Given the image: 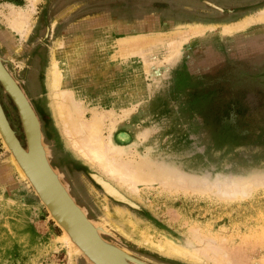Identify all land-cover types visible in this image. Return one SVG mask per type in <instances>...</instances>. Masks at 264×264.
Instances as JSON below:
<instances>
[{
  "label": "rangeland",
  "instance_id": "1",
  "mask_svg": "<svg viewBox=\"0 0 264 264\" xmlns=\"http://www.w3.org/2000/svg\"><path fill=\"white\" fill-rule=\"evenodd\" d=\"M30 5V0H0V57L39 119L51 165L61 173L62 182L87 217L107 229L101 236L140 262L131 264H213L160 250L141 234L146 231L157 241L162 235L181 241L193 226H201L210 235H226L233 246L250 243L257 248L254 256L264 257V185L235 200L211 192H170L157 186L129 193L68 148L49 105L47 85L51 50L59 38L70 46V62L80 61L72 44L81 34L79 26L84 29L96 17L109 20L82 33L105 39L118 19L146 18L153 22L151 29L168 32L179 22L223 24L258 15L264 0H39L31 11L30 32L25 38L14 36L4 15L15 16L10 6L31 10ZM259 24L231 37L209 32L202 40L191 41L167 78L169 63L164 54L158 57L162 66H156L154 76L127 62L111 63V72L106 74L107 67L98 70L89 60L81 72L68 74L74 76L70 87L87 97L89 106L93 102L103 107L115 104L120 110L137 104L135 98L144 101L139 109L145 110L152 123L172 114L173 120L159 139L165 151L187 164L191 174L202 172L210 181L221 174L227 179L264 178V22ZM107 54L103 59L109 61ZM150 84L156 86L152 96ZM0 103L26 146L19 112L1 82ZM147 122L139 120L137 126L144 128ZM129 124L120 127L118 135L131 138ZM0 154V264H89L64 242L62 229L22 179L1 139ZM215 165L225 172L214 174ZM247 172L258 174L249 177Z\"/></svg>",
  "mask_w": 264,
  "mask_h": 264
},
{
  "label": "bare ground",
  "instance_id": "2",
  "mask_svg": "<svg viewBox=\"0 0 264 264\" xmlns=\"http://www.w3.org/2000/svg\"><path fill=\"white\" fill-rule=\"evenodd\" d=\"M30 2L31 10H17L10 6V11L15 16L4 15L3 17L13 30L14 36L25 38L30 32L33 23L32 12L36 10L39 0H30ZM256 15H248L223 24L205 23L198 20L179 22L168 32H157L158 29H151L153 22L146 18L135 19L132 22L125 20L126 18L124 21L118 19L114 21L115 27L108 30L109 37L105 39H102V36H87L86 38V36L77 35L72 47L78 49L82 57H78L80 60L78 62H70L72 56L69 51L70 46H67L64 38H59L60 40L58 39L56 46L51 50L47 69V85L49 105L68 148L91 167L98 168L108 178L127 189L129 193H139L144 186H157L170 192H211L218 198L235 200L247 197L254 187L264 185V178L251 179L232 176L227 179L221 174L225 170L222 171L219 165L214 166L213 173L221 174L220 178L213 181L208 180L199 171L195 172V175L191 174L186 169L187 164L180 162L176 154L165 151L159 139L165 133V126L173 120L172 114H164L159 123H152L145 110L140 111L139 109L144 101H139L137 98L134 101V103L138 101L137 104L129 108L121 107L120 110L114 107L117 106L115 104L111 107H103L93 102L89 106L87 97L82 96L81 92L74 88L75 86L70 87L69 80L74 76L71 78L68 75L81 72L82 65L90 60V63L95 64L98 70L107 67L104 71H107L106 74L111 72L110 68L108 69L113 66L111 63L117 62L119 65L127 62V65L133 64V67L136 65L149 76H154L156 66H162L158 57L164 54L169 63L165 75L167 78L172 71L171 68L178 61L177 59L183 56L186 44L196 39L202 40L209 32L219 34L221 37L236 35L252 27L253 24L264 22V9ZM95 19L92 22L89 21L90 23H85L84 27L93 28L109 20L108 18L101 19V17ZM78 29L81 31L83 27L79 26ZM60 47H64V50H59ZM104 53H108L107 56L111 57V59L108 57L109 61L103 59ZM138 61L141 64L136 63ZM0 75L2 77L1 71ZM155 89L156 86L150 84L148 93L152 96ZM27 100L29 106L32 107L29 99ZM22 112L28 117L26 110ZM143 119L148 122L144 128H139L137 121ZM129 121L131 124L127 126H131L132 137L126 138V135H118L120 127ZM247 174L253 177L258 173L253 176L248 172ZM109 212L106 213L107 216H110ZM129 223L138 228L133 220ZM141 234L146 242L182 258L213 264H264L263 256L259 260L254 256L256 246L250 247V243L245 244L244 242L233 246L230 244V237L218 233L210 235L201 226H193L190 235L182 237L181 241L166 235H162V240L160 238V241H157V239H152L146 231ZM64 236L65 240H63L68 244L66 234Z\"/></svg>",
  "mask_w": 264,
  "mask_h": 264
},
{
  "label": "water",
  "instance_id": "3",
  "mask_svg": "<svg viewBox=\"0 0 264 264\" xmlns=\"http://www.w3.org/2000/svg\"><path fill=\"white\" fill-rule=\"evenodd\" d=\"M0 71V82L19 112L26 146L22 145L9 124L1 103L0 139L22 179L48 210L49 217L66 234L71 250L84 257L89 264L140 263L124 249L106 241L101 236V232H107L105 226L89 219L85 210L75 202L67 185L61 180V173L50 163L49 149L43 142L35 111L29 106L24 91L3 65L1 57ZM22 110H26L28 117Z\"/></svg>",
  "mask_w": 264,
  "mask_h": 264
},
{
  "label": "crops",
  "instance_id": "4",
  "mask_svg": "<svg viewBox=\"0 0 264 264\" xmlns=\"http://www.w3.org/2000/svg\"><path fill=\"white\" fill-rule=\"evenodd\" d=\"M96 27H97V26H96ZM94 28H95V27H93V28H90V29H91V30H93ZM83 31H86V30H85V29H82V30H81V34H80V35H83V33H82ZM83 36H85V35H83ZM86 38H88V37L86 36Z\"/></svg>",
  "mask_w": 264,
  "mask_h": 264
},
{
  "label": "flooded vegetation",
  "instance_id": "5",
  "mask_svg": "<svg viewBox=\"0 0 264 264\" xmlns=\"http://www.w3.org/2000/svg\"><path fill=\"white\" fill-rule=\"evenodd\" d=\"M35 84H37V83H35Z\"/></svg>",
  "mask_w": 264,
  "mask_h": 264
}]
</instances>
